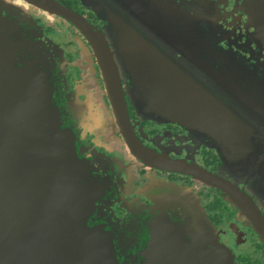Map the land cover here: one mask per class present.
<instances>
[{
	"label": "flooded vegetation",
	"instance_id": "flooded-vegetation-1",
	"mask_svg": "<svg viewBox=\"0 0 264 264\" xmlns=\"http://www.w3.org/2000/svg\"><path fill=\"white\" fill-rule=\"evenodd\" d=\"M243 1L0 2L2 16L11 10L29 53L49 65L62 125L73 131L78 155L89 161L101 187L89 224H106L118 264H152L145 251L159 229L169 231L170 250L189 248L187 241L196 240L188 264H264V245L239 218L234 199L236 187L264 214V194L256 186L264 166L248 174L237 172L239 166L229 170L226 149L210 131L145 113L141 106L149 102L128 59L134 48H147L171 61L189 78V102L198 104L208 94L239 122L248 121L251 154H264V43ZM122 30L138 36L121 37ZM246 89L252 102L245 104L248 110L241 109L235 93ZM119 97L127 119L116 117L113 103ZM158 157L197 165L223 183L172 170ZM257 158L264 163L263 156ZM203 215L211 224L207 242ZM189 221L202 226L190 229ZM217 244L226 247L227 260L220 259L224 251L220 254Z\"/></svg>",
	"mask_w": 264,
	"mask_h": 264
},
{
	"label": "water",
	"instance_id": "water-1",
	"mask_svg": "<svg viewBox=\"0 0 264 264\" xmlns=\"http://www.w3.org/2000/svg\"><path fill=\"white\" fill-rule=\"evenodd\" d=\"M243 5L255 35L264 43V0H244ZM4 11V16L0 12V264H118L114 236L105 229L106 224H89L94 219V198L101 187L91 173L89 161L78 155L73 131L62 125L49 65L45 58L29 53L19 38L11 10ZM124 36L138 35L133 30H122L121 37ZM133 51L136 54L128 59L135 71L136 85L149 102L141 106L145 113L210 131L214 141L226 149L224 159L229 170L239 166L237 172L248 174L250 169L254 172L255 166H264L257 158H264V154H251L254 138H249L248 121L239 122L208 94L198 104L190 103L189 78L171 61L147 48ZM235 93L241 100V109L248 110V89ZM113 105L117 119H127L123 98L114 100ZM73 107L78 108V104ZM157 161L208 183H223L197 165L161 157ZM263 177L259 182L254 176L252 179L262 194ZM234 191L239 218L264 245V214L244 192L236 187ZM200 221L207 227V242L211 224L205 215ZM202 225L189 221L190 229ZM195 241H187L189 248L170 250L169 231L159 229L152 233L145 254L148 260L160 264H170L173 259L188 264L194 259ZM217 245L220 254L224 251L220 259L227 260L226 247Z\"/></svg>",
	"mask_w": 264,
	"mask_h": 264
}]
</instances>
